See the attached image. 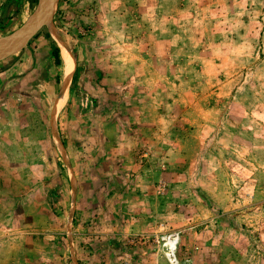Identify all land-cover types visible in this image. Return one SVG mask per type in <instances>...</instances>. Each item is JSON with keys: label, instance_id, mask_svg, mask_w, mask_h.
I'll list each match as a JSON object with an SVG mask.
<instances>
[{"label": "rangeland", "instance_id": "1", "mask_svg": "<svg viewBox=\"0 0 264 264\" xmlns=\"http://www.w3.org/2000/svg\"><path fill=\"white\" fill-rule=\"evenodd\" d=\"M41 1L0 0V38ZM24 43L0 264H264V0H58Z\"/></svg>", "mask_w": 264, "mask_h": 264}, {"label": "bare ground", "instance_id": "2", "mask_svg": "<svg viewBox=\"0 0 264 264\" xmlns=\"http://www.w3.org/2000/svg\"><path fill=\"white\" fill-rule=\"evenodd\" d=\"M42 1H43L42 8L39 11H37V14L33 18V20L30 22V23L34 22L32 25L29 24L28 26H26V28L22 32H19L15 35H12L10 37L3 38L0 40V57L8 55L11 52H14L25 41H27V39L33 34V32L36 30V28L40 24L49 21L48 18L51 16L52 12L54 11L56 0H42ZM63 57H64V72L63 73L65 74L64 81H65V86H66L72 74L71 71L73 70L74 63H73L72 57L66 51V49L63 50ZM66 97H67V92L60 102L61 106L65 103Z\"/></svg>", "mask_w": 264, "mask_h": 264}, {"label": "water", "instance_id": "3", "mask_svg": "<svg viewBox=\"0 0 264 264\" xmlns=\"http://www.w3.org/2000/svg\"><path fill=\"white\" fill-rule=\"evenodd\" d=\"M57 5H58V0L55 2V8H54V11H53L52 15L48 18L49 21H50V19L52 18L53 14L55 13L56 8H57ZM38 10H40V8H39ZM36 14H37V11H36ZM36 14H35V15H36ZM30 22H31V21H30ZM30 22L27 23V24H25L20 30L15 31L14 33H12V34H10V35H8V36L1 37L0 40L3 39V38L10 37V36H12V35L18 33L19 31H22L23 29H25L26 26H28L29 24L32 25V24L34 23V22H32V23H30ZM46 23H47V22L40 24V25L36 28V30L33 32V34L27 39L26 43L30 40V38H31L32 36H34V35L37 33V31L40 29V27H41L43 24H46ZM26 43H24V45H25ZM24 45H23V46H24ZM23 46H22V47H23ZM22 47H21V48H22ZM21 48H20V49H21ZM20 49H19V50H20ZM19 50H18V51H19ZM12 54H14V53L11 52L10 54L5 55L4 57H0V60L3 59V58H5V57H7V56L12 55Z\"/></svg>", "mask_w": 264, "mask_h": 264}, {"label": "trees", "instance_id": "4", "mask_svg": "<svg viewBox=\"0 0 264 264\" xmlns=\"http://www.w3.org/2000/svg\"><path fill=\"white\" fill-rule=\"evenodd\" d=\"M36 1V3H38V0H35ZM19 10V9H18ZM2 22L4 23V20H2ZM6 22V21H5ZM5 24V23H4ZM21 26V25H20ZM19 26V27H20ZM5 26H2L1 28H4ZM15 31V29H10L9 31H6V32H4V34H1L2 36L4 35H8V34H10L11 32H14ZM54 52H55V56L57 57V58H59L60 57V49H59V47L57 46V45H55V48H54Z\"/></svg>", "mask_w": 264, "mask_h": 264}]
</instances>
